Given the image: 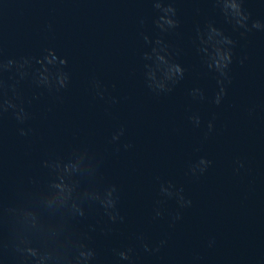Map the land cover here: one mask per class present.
<instances>
[{
	"label": "water",
	"instance_id": "95a60500",
	"mask_svg": "<svg viewBox=\"0 0 264 264\" xmlns=\"http://www.w3.org/2000/svg\"><path fill=\"white\" fill-rule=\"evenodd\" d=\"M232 2L0 0V63L28 60L0 67L17 105L0 110V264H264V0H235L243 28Z\"/></svg>",
	"mask_w": 264,
	"mask_h": 264
},
{
	"label": "clouds",
	"instance_id": "9594fccd",
	"mask_svg": "<svg viewBox=\"0 0 264 264\" xmlns=\"http://www.w3.org/2000/svg\"><path fill=\"white\" fill-rule=\"evenodd\" d=\"M156 6L160 7L159 4H157ZM230 8L235 13V16L239 18V19L236 20V23L241 28L245 27L243 21H246L248 19V17L243 14L242 9H241V4L237 3V2H235V0H233V2L230 4ZM165 12L166 13L170 12L173 15H175V9L171 8V7L165 9ZM161 19L164 20V23H167L170 26H173V27L176 26L175 22L173 20H171V19H165L164 17H161ZM252 27L253 28H258L259 24L258 23H254ZM212 32L215 33L216 35H219V36L223 35L222 33H220L215 28L212 29ZM222 43H226V44L232 45L233 41L231 39H228L227 37H224ZM214 53L215 54L211 57V60L208 62V68L210 70H214V71L218 72L220 77H224L225 79H227V71L226 70L228 69V66L232 62L231 49L223 50L220 47L214 46ZM159 59L163 60V57H159ZM26 63H28L27 59L23 60L22 63L16 62L14 60H8L6 63H0V67H3L5 69L10 68L13 65H18V66L22 67L23 64H26ZM66 63L67 62L65 60L61 61L62 65L66 64ZM177 75L180 76V77L183 76V69H181L178 65L174 66V68L169 70V72L166 74V80H174V76H177ZM67 82H68L67 74L61 75V77L59 79L60 88L66 87L67 86ZM217 83L220 85V91L217 94V96H216V98L214 100V103L219 105L220 102H221L222 97L226 94V91H225V87H224V79H218ZM229 83H230V81H229ZM150 87H153V86H150ZM49 88H51L50 85H49ZM157 89L159 91H161V92L170 91L171 90L169 88H166L165 83H160V84L155 85L153 87L154 91H156ZM57 90H59V88ZM201 98H203L202 97V93H201ZM9 108L16 109L17 105L15 103H12L11 101H6L3 104H0V110H2L4 112L8 111ZM19 112H23V108H20ZM16 118L18 120H20L21 122H23V120L25 119V117L22 119L21 116L19 115V113H17ZM195 122L198 125L199 124V119L196 118ZM208 129H209V132L212 131L213 125L211 123H209ZM25 134L26 133H24L23 130H21V135H25ZM118 138L119 137H113V140H116ZM201 163L205 165L204 168L200 169V173H203L206 170V168L210 165L211 162L207 161L205 159H201ZM241 167H242V165H241ZM193 175H195V173H193ZM115 191H116L115 187L114 186L111 187L108 190V199L106 201H102V207L105 209L106 214L109 216V218L113 222H115L117 220V216H118V214H115L116 199L113 198V193ZM181 192H182V190H181ZM178 202L180 204V207H182V208L191 205V201L190 200L185 201L183 195L179 196ZM79 215L83 216L84 215L83 211H79ZM156 215L160 216V215H162V213L160 211H157ZM180 218L181 217H180L179 213H177V215L173 219L174 220H179ZM120 219H122V217ZM163 243L164 242L162 241L161 244H163ZM144 247H145L146 251L149 250L147 245H145ZM156 250L158 251L159 249H156ZM131 252H132V249H128L127 252H123L122 251V252L119 253V255H120L121 259L129 260L130 259V255L129 254ZM88 255L91 256L92 253L89 252Z\"/></svg>",
	"mask_w": 264,
	"mask_h": 264
}]
</instances>
